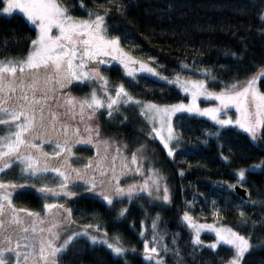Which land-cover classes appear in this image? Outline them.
Instances as JSON below:
<instances>
[{"label":"snow or ice","instance_id":"1","mask_svg":"<svg viewBox=\"0 0 264 264\" xmlns=\"http://www.w3.org/2000/svg\"><path fill=\"white\" fill-rule=\"evenodd\" d=\"M79 6L85 8L83 0ZM113 9L123 15L125 6L121 0H106V3L94 0L93 9H85L87 18H80L71 14L70 5L63 0H0V17L11 18L18 13L36 32L35 39H29L26 55L0 59V125L6 132L0 136V173L7 175V170L15 164L20 167V176L25 181L19 184L4 182L0 177V264H62V257L80 238H86L93 246H105L122 264H129L127 256L135 254L136 250L126 247L119 235L109 238L106 226L99 222L78 225L61 239V225L70 228L77 223L72 209L64 203H44L46 218L39 212L16 207L14 195L18 198L27 187L35 188L36 182L49 173H54L59 183L55 188L43 184L36 189L45 201L74 199L76 193L72 189L83 188L105 202L110 210L125 200L131 203L133 199L142 198L141 193L161 205L171 203L170 190L159 169L149 167L145 175V145L129 157L124 154L128 151L127 145H116L112 138H104L99 124L90 123L97 119L101 110L111 120L120 114L121 108L136 107L149 124L148 138L159 141L173 160L183 143L173 124L177 114L206 117L216 126L215 131L205 129V139L196 138L198 144L207 145L208 138H219L221 132L230 127L247 133L253 143L264 142V91L259 87L264 82V67L257 66V70L243 80L237 78L229 84L221 81L218 92L210 89L208 78L211 74L206 69L199 73L202 79L183 77L184 70L196 72L183 62L179 72L171 77L164 76L152 66L155 57H149L147 62L137 59L125 51L119 35L109 33L107 19ZM257 18L264 22V8ZM111 62L121 67L130 83L146 79L165 87L174 86L186 97L190 96V103L157 104L136 98L124 83L109 87L110 81L100 69ZM211 81L215 86L214 76ZM73 85L89 86L91 92L77 99L66 92ZM201 97L218 104L201 108L198 103ZM53 105L63 111L55 110ZM232 108L235 118L227 115ZM61 116L82 124L84 134L79 126L64 123ZM44 144L54 145L51 155L43 150ZM77 144H92L96 149V156L85 164L83 171L70 164L72 150ZM198 144L183 150L182 155L198 153ZM222 158L228 160L227 156ZM262 165L264 161L251 169H240L236 173V184L224 182L217 186L231 190L238 185L243 187L246 173L255 172ZM184 174V171L179 172L181 177ZM129 175L141 176L143 183L121 186V178ZM185 203L187 210L180 219L190 231L194 258L204 248L215 253L218 247L225 246L231 255L220 264H244L245 256L254 247L251 233L242 234L234 227L218 223H201L191 214L194 203ZM257 203L248 193L247 199L242 198L235 206L241 225L255 227L243 208ZM211 210L218 221L224 209L213 200ZM127 214L128 208L120 207L117 219L126 218ZM159 220L157 214L148 226L141 221L139 235L143 259L148 264H165L161 253L171 252L176 264H184L177 243L179 233L173 234L172 248H169L165 236L159 233ZM45 224L49 227H43ZM202 232L213 233L215 241L205 245L201 240Z\"/></svg>","mask_w":264,"mask_h":264},{"label":"trees","instance_id":"2","mask_svg":"<svg viewBox=\"0 0 264 264\" xmlns=\"http://www.w3.org/2000/svg\"><path fill=\"white\" fill-rule=\"evenodd\" d=\"M63 2L70 5L72 15L80 18H87L85 9H93L94 5V0H83L85 8L82 9L79 6L80 0ZM95 2L106 3V0ZM121 2L125 6L124 14L113 9L107 19L109 33L119 35L121 45L135 57L146 62L149 57H155L152 66L164 76L171 77L179 72V65L183 62L196 69L195 73L184 70L183 77L202 79L199 73L206 69L211 74L208 78L210 89L218 92L221 81L229 84L237 78L243 80L252 75L257 66L264 67V22L257 18L264 8V0ZM126 34H129L127 39ZM35 37L33 26L26 24L20 14H14L11 18L0 17V59L23 57L27 53L29 39ZM212 76L216 78L215 86L211 81ZM124 84L136 98L157 104H176L189 99L180 89L165 87L152 80L140 79L136 84L128 80ZM259 87L264 91V82ZM173 124L183 141L175 160L166 155L159 141L151 140L150 144V159L165 178L172 197L171 203L161 205L159 201H152L142 194V198L130 205L126 218L117 219L116 207L110 210L107 205L94 199H84L81 202L83 221L104 224L111 237L119 235L126 247L134 248L135 254L127 256L129 264H148L143 259L142 239L139 235L141 221L148 226L157 214L160 216L159 233L165 236L169 248H172L173 234L179 233L177 243L184 264H220L221 260H227L231 252L225 246L218 247L215 253L204 248L194 258L190 231L180 219L187 210V201L194 203L191 214L201 223H218L234 227L242 234L251 233L254 247L245 256L244 264H264V204L259 203L264 202V165L255 172L246 173V183L243 185L251 194V199L258 202L243 208L245 215L255 222L254 228L240 224L235 206L241 203L243 197L236 190L217 186L224 182L236 184V173L240 169L260 165L264 161V142L253 143L247 133L230 127L222 131L219 138L210 137L207 145H203L198 144L196 138L203 140L205 129L215 131L216 128L208 118L177 114ZM129 125L128 122L126 127ZM126 131H121V134L130 139V133ZM192 144H198L199 152L182 155L183 150ZM223 156H227L228 160L225 161ZM180 171H184L183 177L179 175ZM213 200L224 209L218 221L212 215ZM203 237L213 239L209 234ZM161 256L165 264H176V258L171 252L161 253ZM62 264L122 262L105 246H93L83 239L74 242V247L62 257Z\"/></svg>","mask_w":264,"mask_h":264},{"label":"flooded vegetation","instance_id":"3","mask_svg":"<svg viewBox=\"0 0 264 264\" xmlns=\"http://www.w3.org/2000/svg\"><path fill=\"white\" fill-rule=\"evenodd\" d=\"M86 18V17H82ZM123 47V46H122ZM124 48V47H123ZM125 51L129 52L126 48H124ZM132 54L131 52H129ZM133 55V54H132ZM134 56V55H133ZM135 57V56H134ZM100 71L103 75H105L109 81L110 85L109 87L119 84V83H125V81H128L129 79L123 75V71L121 67L115 63L111 62L110 64L101 66ZM94 87V85H93ZM67 93H69L71 96L76 97L77 99L84 98L87 94L91 92V87L89 86H76L73 85L69 89L66 90ZM99 94V90H98ZM63 95V93L61 94ZM53 108L55 109V105H53ZM57 111L62 112V109H55ZM103 113V114H102ZM127 117L126 120L123 119V117ZM61 120L64 123L69 124L71 127H77L79 126L81 128L82 134L83 133V125L79 124L76 120H71L70 118H66L61 116ZM113 122H117L116 124H112ZM128 122L130 123L129 127L127 128ZM93 126H95L97 123L99 124L103 137L104 138H112L115 141L116 145H127L128 151H126L124 154L127 156H131L132 152L135 151L139 144L147 145L151 144V141L143 140L142 137L146 136L148 137L149 132V124L143 117L141 116L139 110L136 107L128 106L120 109V114L115 115L111 120L108 119L106 112L101 110V112L97 113V119L90 122ZM117 124L120 126L119 129L117 128ZM142 127V128H141ZM143 127H146L143 129ZM124 128V129H122ZM121 129V130H120ZM129 132L130 139L127 138L125 135L121 134V131ZM125 132V133H126ZM144 134V136H143ZM6 135V132L4 131V126L0 125V136ZM141 137V138H140ZM95 143V140L93 141ZM43 150L50 155L54 151V145L52 144H44ZM73 155L70 159L71 167L79 169L81 171L84 170L85 164L89 161L94 159L96 156V149L93 147L92 144H77L73 150ZM148 169V165L146 166ZM8 171V174L5 175L4 173H0V177L4 179V182L13 181L16 183H24V179L20 176V167L18 165H13V167ZM135 175H129L124 176L121 178V186L126 187V184L131 183ZM59 183V179L55 178L54 173H49L43 180L36 182V187H27L26 189L22 190L23 195H20L18 198L16 195L13 197V202L16 207L18 208H27L31 211L39 212L41 213V216L46 218L45 213L43 211V204L44 203H64L66 207H70L72 209L73 219L77 222L76 224H73L70 228H65L64 225H61V228L59 231H61V239H63L66 235L71 234V232L74 229H77L78 225L88 224L83 221L81 217V206L83 203H81L84 199H94L98 201V203L105 204L102 200H100L97 197H94L92 194L87 193L84 191L83 188H73L72 190L76 193V198L69 199V200H54L49 199L47 201L43 200L41 198V194L36 190L39 187H41L43 184H47L49 187L55 188ZM77 183H80L79 181ZM136 199H133L131 203H127L126 200L123 204H115L116 211L118 213L120 207H127L130 208V205L135 202ZM43 227L47 228L49 227L48 224L43 225ZM109 235V234H108ZM109 238H112L109 235ZM87 240L86 238H80L78 240ZM88 241V240H87Z\"/></svg>","mask_w":264,"mask_h":264},{"label":"rangeland","instance_id":"4","mask_svg":"<svg viewBox=\"0 0 264 264\" xmlns=\"http://www.w3.org/2000/svg\"><path fill=\"white\" fill-rule=\"evenodd\" d=\"M137 58V57H136ZM137 59H139V58H137ZM189 97V99H188V101L187 102H183V103H185V104H187V103H190V96H188ZM198 103L200 104V107L201 108H205V107H214V106H216L217 104H218V102L217 101H208V100H205L203 97H201L200 98V100L198 101ZM227 115L228 116H232L233 118H235V109L234 108H232V109H230V110H228V113H227ZM143 117V116H142ZM203 118H206V117H203ZM222 118H223V116H222ZM143 119H145L144 117H143ZM145 121H146V119H145ZM149 138L148 137H143V140H148ZM150 140V139H149ZM151 141V140H150ZM141 146V144H139V146H138V148ZM146 147H145V155L147 156V160H145L144 161V172H145V175H147V168H146V166L148 165V167H154V163H152V159H150L151 158V151H150V148H151V145H149V144H147V145H145ZM166 151V150H165ZM141 183H143V178L141 177V176H139V175H135L134 176V178H133V180L131 181V183H128V184H126V186H128V185H131V184H141ZM143 193H141V195H142ZM126 202H127V200H126ZM128 203V202H127ZM144 225H146V224H144ZM219 225H223V224H219ZM226 226H228V225H226ZM205 234H209V235H212L213 236V239H205L203 236L205 235ZM201 240L202 241H204V244L205 245H207V244H210V243H213L214 241H215V236H214V234L213 233H210V232H202L201 233Z\"/></svg>","mask_w":264,"mask_h":264},{"label":"water","instance_id":"5","mask_svg":"<svg viewBox=\"0 0 264 264\" xmlns=\"http://www.w3.org/2000/svg\"><path fill=\"white\" fill-rule=\"evenodd\" d=\"M235 190H236L237 194L242 196L244 199H247L248 191H247L246 188L241 187V186L238 185Z\"/></svg>","mask_w":264,"mask_h":264}]
</instances>
